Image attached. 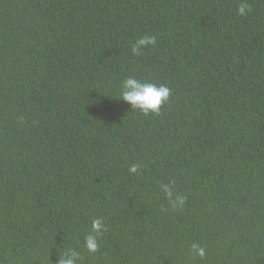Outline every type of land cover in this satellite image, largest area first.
I'll list each match as a JSON object with an SVG mask.
<instances>
[{"label": "trees", "instance_id": "16d2710c", "mask_svg": "<svg viewBox=\"0 0 264 264\" xmlns=\"http://www.w3.org/2000/svg\"><path fill=\"white\" fill-rule=\"evenodd\" d=\"M242 2L0 0V264H264V0ZM129 76L171 89L159 115Z\"/></svg>", "mask_w": 264, "mask_h": 264}, {"label": "clouds", "instance_id": "9594fccd", "mask_svg": "<svg viewBox=\"0 0 264 264\" xmlns=\"http://www.w3.org/2000/svg\"><path fill=\"white\" fill-rule=\"evenodd\" d=\"M249 5L246 0L240 4L237 9L239 15L246 14ZM157 39L152 35H144L137 39L131 47L132 55H140L142 50L149 46H156ZM171 89L164 84H156L148 81L142 82L134 76L126 77L122 80L120 86V100L129 105L131 111H138L142 115H159L161 108L170 98ZM138 165H133L129 169L130 173L137 172ZM175 181H170L161 185L162 192L168 197L171 206L174 209L182 208L185 204L186 197L176 193L174 195ZM106 226L102 218H94L91 222V232L84 237V246L90 253H95L99 249L98 238L105 232ZM190 251L193 257L203 258L205 249L199 244H192ZM80 255L74 250H69L57 260V264H78Z\"/></svg>", "mask_w": 264, "mask_h": 264}]
</instances>
